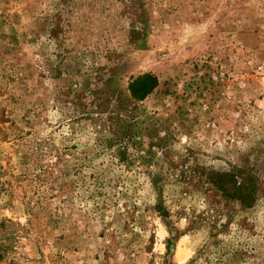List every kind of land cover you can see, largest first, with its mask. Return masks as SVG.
Listing matches in <instances>:
<instances>
[{
  "label": "rangeland",
  "instance_id": "rangeland-1",
  "mask_svg": "<svg viewBox=\"0 0 264 264\" xmlns=\"http://www.w3.org/2000/svg\"><path fill=\"white\" fill-rule=\"evenodd\" d=\"M0 264H264V0H0Z\"/></svg>",
  "mask_w": 264,
  "mask_h": 264
},
{
  "label": "trees",
  "instance_id": "trees-1",
  "mask_svg": "<svg viewBox=\"0 0 264 264\" xmlns=\"http://www.w3.org/2000/svg\"><path fill=\"white\" fill-rule=\"evenodd\" d=\"M157 77L151 72H143L131 77L127 83L130 96L135 100H143L157 86ZM207 183L211 190L224 200L237 201L243 207H251L261 192V179L252 166L243 168L232 165L227 171H207ZM161 216L168 212L160 204L155 205ZM167 242V251L169 245Z\"/></svg>",
  "mask_w": 264,
  "mask_h": 264
}]
</instances>
